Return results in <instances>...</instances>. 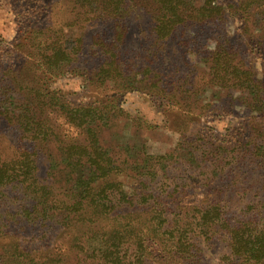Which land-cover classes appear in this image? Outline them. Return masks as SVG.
<instances>
[{
  "label": "rangeland",
  "instance_id": "374dc122",
  "mask_svg": "<svg viewBox=\"0 0 264 264\" xmlns=\"http://www.w3.org/2000/svg\"><path fill=\"white\" fill-rule=\"evenodd\" d=\"M219 2L229 14L223 23L188 24L159 41L153 32L157 5L126 0L128 31L121 49L128 71L122 80L102 83L97 70L108 60L92 41L112 34L113 19L86 13L79 0H0V159L11 161L19 150L36 152V177L43 187H0V264H13L11 256L17 264H30L24 257L40 264H99L116 245L131 256L124 264L136 251L143 253V264H239L229 258L226 231L182 232L197 210L216 203L232 219L230 227L248 217L260 219L264 210V158L255 155L257 147H264V119L248 109L246 93L211 77L212 53L218 42L228 41L235 64L264 80V19H259L264 0ZM62 36L82 38L83 49L72 61L42 67L36 42ZM30 52L36 59L29 58ZM9 91L18 110L5 118ZM30 103L43 113L41 131L58 138L43 142L42 135L32 139L31 132L25 133L21 125ZM61 105L107 107L96 128L102 146L127 166L112 181L121 184L134 206L113 201L116 208L101 217L61 209L68 187L59 164L61 147L83 143L85 136ZM147 156L166 158L148 163ZM115 229H121L119 238ZM180 232L190 247L184 259L174 253Z\"/></svg>",
  "mask_w": 264,
  "mask_h": 264
},
{
  "label": "trees",
  "instance_id": "16d2710c",
  "mask_svg": "<svg viewBox=\"0 0 264 264\" xmlns=\"http://www.w3.org/2000/svg\"><path fill=\"white\" fill-rule=\"evenodd\" d=\"M125 1L79 0L81 7L86 9V13L93 14L99 20L102 18L113 19L111 26L112 34L110 36L107 35L106 39L95 37L92 41L94 50H98L108 60L107 63H104L97 70V76L102 83L110 79L122 80L128 71L125 68V57L121 49L128 31L124 22L127 15H129ZM151 1L158 7L157 24H155L153 32L159 41L173 38L182 27L188 24L219 25L229 15L227 7L222 2H219V0H207L203 6H198L197 0ZM251 3L249 1L248 5L243 9L247 11L248 8H251ZM228 8L232 9L233 5H228ZM259 19H264V15L260 16ZM41 36L47 37L42 34ZM36 44L37 47L34 46L38 51L36 56L41 60L37 57L38 62L41 63L42 67L55 68L59 63L69 61L70 59L71 61L74 60L75 54H78L83 49L84 42L82 38L65 40L62 36L58 40H52L49 37L40 41L38 39V43L36 42ZM59 44L69 46L67 50L70 49V51H63ZM28 55L30 59H36L33 52L28 53ZM211 65V77L213 80L211 81L213 83L218 82L228 88L237 89L241 93H246L248 109L251 112L258 113L264 119V80L259 79L254 71L242 69L235 64L234 54L229 52L228 41L224 44L218 42L217 48L212 53ZM128 84V87L131 86V89L137 88L134 87L135 85L132 82ZM14 100L13 91H9L6 101L8 105L3 111V114L6 116L5 118L15 117L18 107ZM34 105L35 103L25 105L26 115L23 117L25 121L21 125L25 133L31 132L30 136L32 139H39L42 135L41 141L43 142L50 139L53 140L51 136L58 138L52 131L46 134L41 131L44 130L41 121L43 113L39 106L35 108ZM60 108L68 121L76 127L81 128L85 134L83 143H69L61 147L59 164L63 167L68 180V187L66 188V194H64L66 201H59V204H62L61 209L69 212V215L82 216L87 213H94L101 217L116 208L110 205L113 201H116V204L121 206L123 204L134 206V200L125 196L120 188L121 184L112 181L114 176L127 172V166H124L125 163L118 164V160L111 156L109 151L102 146L99 132L96 128L98 118H105L104 114L107 107H66L61 105ZM34 130L37 131L35 132ZM38 131L40 133H37ZM56 141L61 142V144L63 143L59 140ZM256 153L257 158H264V147H257ZM36 157V152L19 150L17 156L11 161L0 159V187L5 188L17 184L22 187L32 185L36 190L43 189L36 177ZM165 158L147 156L145 162L150 163L154 159L161 162ZM84 168H87L88 174L85 173ZM145 196L140 197L142 204L148 200ZM197 213L198 216L190 218L194 221L188 223V230L182 231L185 235L189 230L190 232H194L193 229L199 230V233L204 236L217 229H222L230 236L229 258H233L239 264H264V210L261 212L260 219L248 217L233 227H230L228 223L232 219L225 218V213L219 203L206 210L201 211L199 209ZM113 233L117 236L116 238H119L121 236V229H115ZM142 233H139L137 239V243L141 246L143 244L141 242ZM184 234H181L179 243L174 249L175 256L179 258L183 254L181 257L183 259L186 258V254L190 250V247H186L187 243ZM141 254L143 253L139 254L136 251L135 254L134 252L129 264H143V256ZM130 257L122 253L119 246L116 245L114 250L108 255H103L102 261L98 263L124 264L127 262V258ZM10 258L13 264H17L15 257L11 256ZM229 258H226V262L229 261ZM24 261V263L40 264L36 263L35 259L32 260L26 257H24Z\"/></svg>",
  "mask_w": 264,
  "mask_h": 264
}]
</instances>
